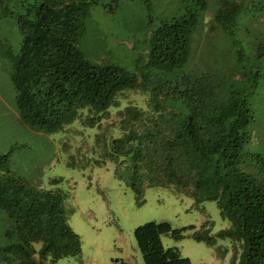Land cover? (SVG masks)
<instances>
[{
	"label": "trees",
	"instance_id": "1",
	"mask_svg": "<svg viewBox=\"0 0 264 264\" xmlns=\"http://www.w3.org/2000/svg\"><path fill=\"white\" fill-rule=\"evenodd\" d=\"M97 2L34 0L16 15L23 37L11 80L20 119L46 133L76 118L102 128L96 136L109 144L116 163L125 161L126 181L137 194L144 185H174L195 202L214 200L229 220L215 235L232 240L233 259L264 264V154L244 150L251 113L240 90L231 86L222 96L211 74L190 72L150 84L148 76L138 79L118 64L91 62L77 40L89 6ZM205 5L206 0H196L152 31L151 66L164 71L182 66L190 53L196 7ZM241 7L239 1L226 0L216 19L228 27ZM127 88L147 91L145 108L129 101L116 109L114 120L103 122ZM7 160V154L0 155V209L6 217L0 264H53L78 254L81 239L68 223L66 193L26 182L4 165ZM187 227L195 226L176 228L167 220L136 225L133 234L143 263L192 264L177 246H164L161 239L164 233L181 237ZM192 236L214 240L209 226L194 229ZM108 264H118V259Z\"/></svg>",
	"mask_w": 264,
	"mask_h": 264
},
{
	"label": "rangeland",
	"instance_id": "2",
	"mask_svg": "<svg viewBox=\"0 0 264 264\" xmlns=\"http://www.w3.org/2000/svg\"><path fill=\"white\" fill-rule=\"evenodd\" d=\"M33 1L0 0V155H8L4 165L26 182L60 188L67 195L68 223L80 236L81 250L53 264H108L114 258L118 264H144L133 229L148 220H167L176 228L193 224L194 228L182 230L181 237L161 236L164 246H177L192 264H239L237 257L233 259L232 240L215 235L229 220L220 215L214 200L195 202L174 185H144L137 194L126 181L125 161L116 163L109 144H104L102 135L96 136L102 128L76 118L63 129L46 133L20 119L11 80L13 57L23 37L16 15ZM195 1L98 0L84 16L77 45L91 62L118 64L138 79L148 76L150 84L190 72L211 74L222 96L231 86L239 89L251 113L244 150L264 154V0H236L242 7L228 27L216 19L226 0H206L203 8L196 7L190 53L182 66L164 71L150 65L152 31L162 21L183 14ZM146 92L124 89L103 122L114 120L116 109L129 101L145 108ZM0 215L1 233L6 226L1 209ZM206 226L214 235L212 243L192 236L194 229Z\"/></svg>",
	"mask_w": 264,
	"mask_h": 264
},
{
	"label": "water",
	"instance_id": "3",
	"mask_svg": "<svg viewBox=\"0 0 264 264\" xmlns=\"http://www.w3.org/2000/svg\"><path fill=\"white\" fill-rule=\"evenodd\" d=\"M29 252L32 254L33 253V251L32 250H29Z\"/></svg>",
	"mask_w": 264,
	"mask_h": 264
}]
</instances>
